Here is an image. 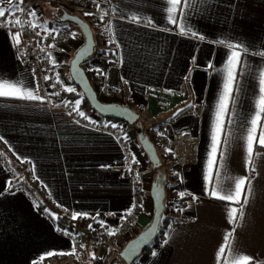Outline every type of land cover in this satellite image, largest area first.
Instances as JSON below:
<instances>
[{"label":"crops","instance_id":"1","mask_svg":"<svg viewBox=\"0 0 264 264\" xmlns=\"http://www.w3.org/2000/svg\"><path fill=\"white\" fill-rule=\"evenodd\" d=\"M103 1L110 13L108 40L115 48L109 53L98 48L92 74L118 90L112 102L130 107L150 130L165 128L169 142L159 149L166 155L168 191L177 202L184 199L167 217L162 240L151 243L130 264H217L222 244L226 251L221 264H237L243 256L252 258L249 264H264V145L259 144L264 113L253 143L254 164L248 163L246 150L264 71V0H181L175 6L168 0ZM0 6L8 9L10 4L5 0ZM170 7L177 9L171 13L178 17L175 23L168 20ZM44 16L36 14L34 23L51 26ZM16 33L0 27V82L18 83L37 98L0 96V142L22 164L23 174L43 190L46 204L39 211L26 193L8 190L15 176L0 158V264H43L64 257L87 262L90 234L102 237L95 256L106 264L150 225L154 171L137 141L128 136L145 198L138 216L125 220L133 200L122 145L93 111L83 108L77 119L62 100L48 104L39 99L32 76L20 64L23 35L17 45ZM221 39L240 47L228 48L218 43ZM66 43L48 52L50 61L63 68L82 45ZM233 51L239 53L234 91L213 154L216 105ZM190 143L196 144L194 154L183 150ZM238 178H246L247 204L244 193L239 203L210 195L213 185L233 191ZM232 209L235 224L229 223ZM60 216L74 221L75 238L60 230Z\"/></svg>","mask_w":264,"mask_h":264},{"label":"built area","instance_id":"2","mask_svg":"<svg viewBox=\"0 0 264 264\" xmlns=\"http://www.w3.org/2000/svg\"><path fill=\"white\" fill-rule=\"evenodd\" d=\"M47 3L55 7L57 10H65L68 13L71 12L70 14H83L86 12L92 13L93 15L89 16L95 20L94 27L97 29V33L99 35L96 42L97 50L100 47L103 48V50L107 53L114 50L115 46L108 40L107 31L110 13L108 5L103 0H95V2H93V0H47ZM37 4H40V2L35 0H24V3L21 6L25 9L35 12L34 9ZM97 4H99V10L97 9ZM16 15L19 16L22 21H25L23 29H20L19 26H11L6 23H0V27L11 32L19 31L22 33L23 42L20 49V64L27 68L30 75L32 76L39 99L48 104L53 103L54 97H57L60 100L64 99L66 97L64 96L65 91L60 81L57 82L59 80L57 69L53 67L52 62L49 59L48 52L53 48L54 43L58 39L67 40L69 38H73V34H75L76 39L79 33H77L75 31L76 28L71 25H56L47 28L43 25L37 24L39 27L33 29L26 22L28 20L26 15L19 12H17ZM35 18L36 17L32 18L33 23L36 21ZM9 19H11V17H9ZM36 32H40V35H36ZM49 45H51V47ZM46 77L48 79H45ZM90 82L96 94H103L108 97H114L119 94L118 90L107 87L99 75L94 76ZM64 105V107L73 117L77 119L81 117L80 112L77 110L78 107H75L70 100H65ZM151 134L156 135L158 139L160 138L159 145H168L169 141L164 136V127H160L157 130H151ZM114 135L123 147V161L127 170V174L132 180L131 193L133 207L125 219L132 220L138 216L140 205L145 198L144 185L140 181L136 163H134L131 158V152L126 142L125 136L121 133H116ZM183 150H186L190 154H194L196 150V144L190 143L187 147H184Z\"/></svg>","mask_w":264,"mask_h":264},{"label":"snow or ice","instance_id":"3","mask_svg":"<svg viewBox=\"0 0 264 264\" xmlns=\"http://www.w3.org/2000/svg\"><path fill=\"white\" fill-rule=\"evenodd\" d=\"M5 2V0H0V5H2ZM95 2V0H93ZM169 4L171 5H178L181 3V0H168ZM7 3L10 5H14V7L5 9L4 7L0 6V23H6L11 26H19L20 29L24 28L25 21H22L19 16L16 15L17 12L24 14L28 17V20L26 21L33 29H36L39 27V25L32 22V18L36 17V13L34 11H30L28 9L23 8L21 5L24 3V0H7ZM97 9L99 10V4H97ZM177 9L175 7H170L168 9V12L170 13L168 16V20L170 23H175L177 20V16L172 15L171 13L176 12ZM86 16L93 15L92 13H85ZM179 15H184L182 9L179 12ZM11 17V19H9ZM132 19L135 21L136 17L133 16ZM148 23L151 25L152 21L149 20ZM47 31V30H45ZM180 31L182 34L185 33V29L183 26H181ZM193 36L197 35V33L192 32ZM36 35H40V32H36ZM20 32L18 31L16 35L14 36V39L16 40V44L19 45L20 43ZM73 38H75V34H73ZM201 40L205 39V37L200 36ZM220 44H225L228 48H236L240 47L238 44H232L227 43L221 39L218 41ZM51 47V45H49ZM228 66L224 70L225 75V82H224V90L222 95L220 96L219 102L216 105V122L213 125V136H212V153L215 154L217 152L218 145L220 143L219 141V133L222 131L223 128V120L222 117L226 114L228 111V105L231 100V94L234 91V83H235V76H236V69L239 65V53L233 51L228 59ZM211 67V65H210ZM99 72V70H97ZM45 79H48L47 77ZM59 82V80L57 81ZM7 89V91L5 90ZM69 92L74 91V89L68 88L66 89ZM260 99L259 103L257 104V111L254 114L253 118L250 120L251 128L247 131L246 136V150H247V161L248 163L254 164L253 161V143L256 139V130L258 127V121L260 119L261 113H264V71L260 73ZM0 96H15L18 98H27V99H36L37 97L34 96L32 91L23 90L22 86H20L18 83H14L11 81H3L0 82ZM80 103L79 100L76 101V104L78 105ZM83 116V113H80ZM112 127H116L115 125H112ZM260 132H259V144L264 145V125L259 126ZM133 162L135 163V157L132 158ZM224 159L223 152L220 153V160L222 161ZM213 165L215 166L216 162L215 160L212 161ZM246 186V178H238L235 182V188L233 191H225L223 188H221L219 185H213L210 188V195L213 197H216L221 200H228V201H234L236 203L240 202V196L242 193H244V189ZM9 191H11V186L9 185ZM247 190L248 193L251 192V183L250 181L247 182ZM0 195H3V193H0ZM244 204L248 203V194L244 193L243 198ZM236 209H232L230 213V219L229 223H237L236 219ZM75 213H73V218H76ZM241 217L243 216V211L241 209L240 212ZM103 226V222H100ZM92 226L89 225V228ZM113 232H109V235H113ZM231 232L227 233L224 237V242L227 244L230 237ZM167 242V241H165ZM229 248H232L231 244H228ZM226 249L224 244L221 245V247L218 249L217 252V264H221V256L225 253ZM75 254V253H73ZM156 253H153L155 255ZM51 255V254H50ZM95 259V257H92ZM252 260L251 257L243 256L240 258L239 261H237V264H240V261H242V264H249V262Z\"/></svg>","mask_w":264,"mask_h":264},{"label":"water","instance_id":"4","mask_svg":"<svg viewBox=\"0 0 264 264\" xmlns=\"http://www.w3.org/2000/svg\"><path fill=\"white\" fill-rule=\"evenodd\" d=\"M51 21L55 25H71L77 28L83 37L82 45L75 51L69 61L68 72L71 82L79 89L82 97L86 100L92 111L104 119L122 121L128 126L136 125L137 140L141 149L148 157L153 168H159L161 163L154 145L144 136L141 126L137 125L140 116L128 106L119 103L102 102L91 85L86 71L83 68V64L94 55L96 49V40L91 25L79 15L57 9L51 13ZM164 196V188L154 183L151 190V197L154 204L152 221L143 232L131 239L124 246L119 255L123 263L130 264L134 262L152 243L158 232L160 216L163 212Z\"/></svg>","mask_w":264,"mask_h":264},{"label":"rangeland","instance_id":"5","mask_svg":"<svg viewBox=\"0 0 264 264\" xmlns=\"http://www.w3.org/2000/svg\"><path fill=\"white\" fill-rule=\"evenodd\" d=\"M11 7H14V5H10L9 6V8H11ZM34 10H35V13L37 14V16H39V15L43 16V15H45L43 20H44V22L46 24H51V26H49V27L45 26V27L50 28V27L56 26L51 21L50 12L53 10V7L52 6H50L49 4H46L45 5V4H43V3L40 2V4H37L36 5V7H35ZM76 15H79L82 18L87 17L89 19L88 23L92 27L95 25V23H94L95 20L92 17H90V16H86L85 13H83V14L80 13V14H76ZM75 31L77 33H79V35L77 36L76 39L75 38L74 39L73 38H69L67 40L58 39L54 43V46L53 47H56V46L60 45L62 41H66L68 44H74V45H76L77 43H80V42L83 43V37H82L80 31L77 28H76ZM74 45H72V46H74ZM98 52L99 51L96 48L95 49V52H94V55L85 64H83V68L86 70L87 73H89L90 79H93L94 74H92V73L96 71L95 68L93 67L92 60H94V57L98 54ZM52 65H53V67L55 69H57L59 81H60V83H61V85H62V87H63V89L65 91V95L64 96H66V97L64 99L65 100H68V101L70 100L74 104L75 107H78L77 110L79 112H81V110L83 108L88 109V108L84 107V105H83V101H82V98L83 97H82V94L80 93L79 89L70 80L69 72H68L69 60H68V62L66 64L65 68L62 67V63H60V64L56 63L55 64V63L52 62ZM63 69H65V70H63ZM64 79L67 81V83H65ZM68 88L74 89V91L69 92V91L66 90ZM118 95H116L114 97H108V96H105L103 94L101 95V94H98L97 93L98 98L102 102H105V103H115V102H112L111 100L113 98H116ZM53 99H54L53 102H55L56 100H60L57 97H54ZM64 99H62L63 102L65 101ZM77 100L80 101V103L78 105L76 104V101ZM104 122H105V126H106V128L108 129L109 132H111V133L113 132L114 134H116V133L123 134L125 136L126 142H128V136L132 135L133 138L137 141L136 144L140 147V145L138 143V140H137V126L136 125L135 126H128L124 122H118V121L109 120V119H105ZM112 125H115L116 127H112ZM137 125H140L141 126L144 136L147 137L149 139V141L154 145V147L156 149V152H157V155H158V157L160 159V163H161V166L159 168H156V169L153 168V166L151 165V163L148 160V157L143 152V154L145 156V159L148 161L149 168H151L154 171V183H157L161 187H163L164 188V192H165V196H164V200H163V212H162V214L160 216V224H159V228H158L159 230H162L163 227H164V225H165V223H166V221H167L166 220L167 217L172 214L171 211L173 210L175 204L177 203V200L173 199V197H171V194H169V191H168V174H167V171L165 169V167H166V164H165L166 163V159L164 157L166 155L163 154V153L161 154L160 149H159V148L165 147V146L159 145L160 144V138L158 139L156 135H152L151 134V130L147 127V125L145 124V122L142 119H139V122H138ZM133 157L134 156L131 154V158H133ZM136 166H137V163H136ZM137 168H138V166H137ZM159 172H162L163 174L160 175ZM140 181L142 182L141 179H140ZM68 234L70 236H72V237L75 238V233L74 232H68ZM90 237L92 239L91 242H92V244L94 246L99 241H102V237H100L99 234H90ZM120 251L121 250H119V252L117 253V255H114V256H112V254H113L112 253L111 256H112L113 259L110 262L106 263V264H122L123 262H122V260L120 259V256H119ZM46 264H91V263H90V257H89V259H88L87 262H83L80 259H78L77 257H74L73 259L68 258V259H65V260H62V261L49 262V263H46ZM123 264H126V263H123Z\"/></svg>","mask_w":264,"mask_h":264},{"label":"trees","instance_id":"6","mask_svg":"<svg viewBox=\"0 0 264 264\" xmlns=\"http://www.w3.org/2000/svg\"><path fill=\"white\" fill-rule=\"evenodd\" d=\"M83 19L86 22L89 21V19L87 17H84ZM91 28H92V31L94 33L95 40L97 42V37L99 36L97 33V29L94 26L93 27L91 26ZM86 74H87L89 80L91 81L89 73L86 72ZM82 101H83L84 107H86L92 111V109L90 108V106L88 105V103L86 102V100L84 98H82ZM109 120H111V119H109ZM115 121H117V120H115ZM118 122H122V121H118ZM0 158H1L2 162L4 163V165L6 166V168L10 171V173L15 176V180L12 183L11 190H21L22 192L26 193L34 201L37 209L39 211H42L45 207V204H46L43 190L38 186V184L35 181L31 180L30 177L25 176L23 174L22 164H20V162L5 148V146L1 142H0ZM159 174L162 175L163 173L159 172ZM183 200L184 199H181L177 203L183 204ZM57 225L62 232L68 233V232H74L75 231L74 221L67 218L66 216L58 217ZM162 238H163V231L158 229V232H157L155 238L153 239L152 243H158L162 240ZM90 240H92L91 237H90ZM147 249H148V247L144 251H146ZM90 252L92 253L90 255V263L91 264H103L102 261L95 256V246L93 244L90 245ZM93 256L95 257V259L92 258ZM65 259H66V257L47 259V260L43 261V264H46L49 262H54V261H62ZM72 259H73V257H72Z\"/></svg>","mask_w":264,"mask_h":264}]
</instances>
